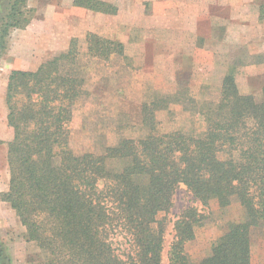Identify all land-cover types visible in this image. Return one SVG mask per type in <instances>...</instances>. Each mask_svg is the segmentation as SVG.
Returning <instances> with one entry per match:
<instances>
[{"label":"trees","instance_id":"obj_1","mask_svg":"<svg viewBox=\"0 0 264 264\" xmlns=\"http://www.w3.org/2000/svg\"><path fill=\"white\" fill-rule=\"evenodd\" d=\"M26 3L0 0V56L11 30L31 19ZM73 4L115 13L99 0ZM87 49L103 58L123 51L121 43L95 34L87 36ZM75 54L69 46L34 70L12 69L5 88L13 135L1 199L42 252L43 263L251 264L252 230L264 227V86L257 100L240 93L233 76H224L218 98L199 110L205 129L198 134L157 131L153 110L144 105V136L122 137L101 153H75L70 125L83 93ZM179 187L201 207L215 199L219 207L235 201L243 208L242 219L229 222L198 261L185 250L207 217L195 204L175 215L164 256L166 215Z\"/></svg>","mask_w":264,"mask_h":264},{"label":"rangeland","instance_id":"obj_2","mask_svg":"<svg viewBox=\"0 0 264 264\" xmlns=\"http://www.w3.org/2000/svg\"><path fill=\"white\" fill-rule=\"evenodd\" d=\"M99 1L109 10L115 7V13L77 6L73 0H27L31 19L23 29L11 30L0 56L2 264H44L42 252L26 239L18 216L1 199L9 183L7 144L13 131L7 124L5 88L12 69L34 70L69 46L75 50L73 68L83 79L70 125L69 145L75 153H101L122 137L144 136L149 130L142 123L144 105L153 110L159 132H202L205 120L199 110L218 98L226 75L233 76L240 93L262 99L264 0ZM89 34L121 43L122 53L91 55ZM189 204L207 213L194 239L185 244L190 259L198 261L210 253L229 222L242 219L243 208L235 201L219 207L215 199L201 207L179 187L166 215L164 256L172 221ZM251 264H264V227L252 230Z\"/></svg>","mask_w":264,"mask_h":264},{"label":"crops","instance_id":"obj_3","mask_svg":"<svg viewBox=\"0 0 264 264\" xmlns=\"http://www.w3.org/2000/svg\"><path fill=\"white\" fill-rule=\"evenodd\" d=\"M15 69H19L18 67H16Z\"/></svg>","mask_w":264,"mask_h":264}]
</instances>
